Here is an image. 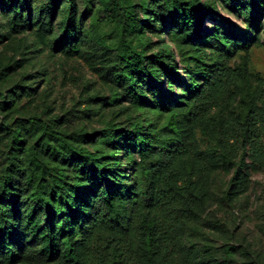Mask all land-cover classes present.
Segmentation results:
<instances>
[{"label": "rangeland", "instance_id": "374dc122", "mask_svg": "<svg viewBox=\"0 0 264 264\" xmlns=\"http://www.w3.org/2000/svg\"><path fill=\"white\" fill-rule=\"evenodd\" d=\"M119 1L116 11L99 0H76L80 28L73 42L60 44L68 0H30L31 8L21 1L12 8L0 0V202L7 203L2 192L5 181L12 178L21 201L33 203V189L17 167L24 153L12 143L8 126L23 129L24 144L32 145L46 159L48 175L64 173L73 179V164L51 155L43 145L47 137L41 130H32L36 118L54 128L55 133L73 136L89 132L91 139L67 138L91 150L105 149L108 156L114 151L120 173L132 181L138 171L134 163L138 153L121 141L116 146L107 145L102 138L107 128L117 125L126 129L141 123L151 128L152 141L160 134L165 138L178 121L186 122L184 112H180L184 106L179 103L187 94L190 72L203 63L230 66L244 74L233 101L190 121L200 149L211 160L205 171L188 175V182H204L198 191L202 204L194 218L182 224L177 254L158 264H264V165L257 163L248 150L241 149L229 157L219 147L225 119L243 121L251 107H264V0L256 4L249 0H200L209 6L202 20L204 36L216 34L217 29L234 33L236 40L226 41L225 49L207 40L203 44H182L176 36L181 25L171 18L151 20L143 25L142 33L129 35L135 43L138 37L145 40L147 55L164 47L174 48L176 53L179 79L172 83L160 72L148 81L141 80L140 87L148 96V102L142 105L122 96L126 85L113 77L122 67L115 50L121 35L118 14L125 9ZM133 1L138 16L145 21L150 8L143 5L145 0ZM248 35L253 39L250 47L243 44ZM168 125L170 128H166ZM192 161L185 157V166L189 168ZM26 215V206L20 205L13 218L18 233L23 229L29 234ZM141 250L145 252L144 243ZM0 264L30 263L11 262L0 248ZM130 264L151 263L144 260Z\"/></svg>", "mask_w": 264, "mask_h": 264}, {"label": "trees", "instance_id": "16d2710c", "mask_svg": "<svg viewBox=\"0 0 264 264\" xmlns=\"http://www.w3.org/2000/svg\"><path fill=\"white\" fill-rule=\"evenodd\" d=\"M1 1L12 8L21 1L31 8L30 0ZM68 1L60 44L73 42L80 28L76 0ZM99 1L107 9H120L119 0ZM249 1L257 3V0ZM122 3L124 12L118 14L121 35L115 46L122 67L113 77L126 85L122 96L138 105L148 102L146 90L140 87L141 80L148 81L160 72L172 83L179 79L174 48L164 47L147 55L145 40L138 37L135 43L134 38L128 37L142 33L147 22H164L167 18L179 22L181 27L176 36L182 44H203L207 40L225 49L226 41L236 40L234 33L229 35L221 29L214 35H203L202 20L209 6L200 0H145L143 5L150 8V15L143 22L133 0H122ZM52 8L50 6V12ZM252 42L248 35L243 44L250 47ZM197 66L190 72L187 94L179 103L184 106L180 112H184L186 122L178 121L176 127H172V134L165 138L160 134L152 141L151 128L141 123L126 129L109 126L105 131L102 138L107 145L116 146L121 141L138 153V160H134L138 171L132 181L120 173V162L114 151L108 156L105 149L91 150L67 138L91 139L89 132L73 136L55 133L54 128L36 118L32 130H41L47 137L43 145L51 155L73 164V179H68L64 173L49 176L46 159L32 145L24 144L23 129L8 126L12 143L24 153V159L18 160V170L33 189V203L29 204L21 201L19 191H14L12 178L4 184L2 198L7 203L0 202V248L11 262L130 264L146 260L158 264L168 262L177 254L182 224L193 219L195 210L202 204L198 191L204 187V182H188V175L205 171L211 165L209 155L199 147L190 121L206 117L215 107L230 104L244 77L242 71L230 66L204 63ZM219 147L229 157L236 156L241 149L248 150L257 163L264 165V107H251L243 121L225 119ZM185 157L193 160L189 168L185 166ZM20 205L27 208L29 234L23 229L18 233L13 221ZM16 235L18 239L14 238ZM142 243L145 252L141 250Z\"/></svg>", "mask_w": 264, "mask_h": 264}]
</instances>
